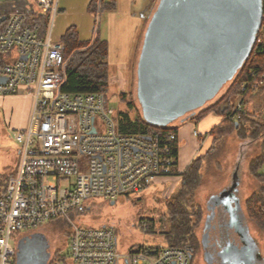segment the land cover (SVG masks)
Returning <instances> with one entry per match:
<instances>
[{"label":"built area","instance_id":"2783aa9c","mask_svg":"<svg viewBox=\"0 0 264 264\" xmlns=\"http://www.w3.org/2000/svg\"><path fill=\"white\" fill-rule=\"evenodd\" d=\"M58 1L34 0V6L52 22ZM261 4L258 41L264 46V0ZM33 9L9 13L0 22V95L23 90L32 98L27 126L13 136L19 167L0 195V264H14L13 234L57 218L70 225L66 264H117L120 259L126 264H189L188 248L166 245H141L120 255L111 228L81 225L78 215L90 210L93 198L115 201L144 191L158 177L175 175L171 143L177 135L120 133L103 93L59 91L64 44L48 32L41 36L26 20ZM247 85H264V72ZM242 111L237 102L227 118L237 120Z\"/></svg>","mask_w":264,"mask_h":264},{"label":"rangeland","instance_id":"374dc122","mask_svg":"<svg viewBox=\"0 0 264 264\" xmlns=\"http://www.w3.org/2000/svg\"><path fill=\"white\" fill-rule=\"evenodd\" d=\"M156 1L136 0L133 5V2L128 0H116L115 12H105V16L103 15L99 21L100 37L105 39L108 44L109 87L106 92V100L107 105L114 110L116 124L120 112H125L131 117L136 115V112L141 114V107L136 96V62L143 31ZM0 5L4 6V0H0ZM52 29L56 30L54 27ZM226 88L227 84H224L216 96L201 109L211 106L219 100ZM21 93L24 92L19 94ZM120 93H124V101L119 98ZM19 94L13 95L16 97ZM5 98V95H0V176L2 177L10 174L15 175L18 170L19 144L13 136L20 129L19 123H22L26 118L25 106L27 104L25 97L21 95L10 103L4 101ZM130 100H132L133 106L128 105ZM247 104L244 105L243 110L254 112ZM28 120L26 119L21 128L27 126ZM195 122L192 123L197 124ZM260 150V139L246 138L242 140L235 133L225 135L215 141H212L211 137L198 154L203 155L208 152L201 165V178L195 194V200L204 210L206 201L212 202L215 193L220 192L231 183L235 168H237V196L240 198L242 211L245 212L246 199L262 186L248 170L249 162L259 155ZM259 171L264 173V163ZM178 176L180 173L177 172L173 178ZM169 177L172 176L158 177L144 191L119 197L113 203L104 197L93 198L90 202V210L78 215L81 225L84 227L104 225L111 228L116 235V250L120 255L128 253L139 245H164L163 236L160 233V229L165 224L161 217L165 213L164 202L176 191L181 180V177H178L177 181H175L176 179L171 180ZM147 217L154 218L156 222V228L152 232L145 231L140 225L142 223L140 221ZM204 219L205 217L203 221ZM248 223L258 241L261 254L264 255V230L259 229L252 221ZM202 226L203 222L197 230L199 238H201ZM69 234L70 225L62 218L45 222L30 231L13 234L11 237L15 247L13 263L15 264L17 261V246L20 239L25 236H33L39 238L42 245L49 250L45 255V264H51L56 252L60 258H63L62 261L58 260L62 264H66L69 262L67 257ZM119 264L124 263L120 260ZM192 264H205L200 250L192 259Z\"/></svg>","mask_w":264,"mask_h":264},{"label":"water","instance_id":"95a60500","mask_svg":"<svg viewBox=\"0 0 264 264\" xmlns=\"http://www.w3.org/2000/svg\"><path fill=\"white\" fill-rule=\"evenodd\" d=\"M261 13V0H157L136 62L143 119L159 126L185 121L213 99L248 57ZM237 184L225 189L226 201H214L224 191L212 200L224 205L230 222L241 209ZM44 250L39 238L22 237L15 264H45Z\"/></svg>","mask_w":264,"mask_h":264},{"label":"trees","instance_id":"16d2710c","mask_svg":"<svg viewBox=\"0 0 264 264\" xmlns=\"http://www.w3.org/2000/svg\"><path fill=\"white\" fill-rule=\"evenodd\" d=\"M35 8L36 6H34L31 14L26 15V20L37 26L39 34L44 36L48 29L49 14H40ZM115 8L116 0H89L86 11L93 17L90 39H79L74 26H69L60 37L64 48L62 51V80L59 91L71 94L103 93L106 96L109 87L108 44L105 39L100 37L99 19L102 13L113 11ZM259 34L260 31L257 32L251 51L242 66L226 83L227 88L221 98L211 106L199 109L191 119L199 121L208 113H220L221 121L209 132L212 141L232 133H235L242 140L246 138L260 139V153L249 162L248 170L262 186L246 199L244 213L249 221L254 222L259 229L264 230V173L259 171L264 163V123L256 118L254 112L247 109L240 113L237 120L227 118L236 102H240L244 107L250 97L264 89V85L259 88H249L247 85V81L264 72V46L258 41ZM119 98L124 101V93H120ZM128 105L133 106L132 100L128 102ZM150 130H157L163 134L166 132L176 134L177 126L152 125L146 122L139 112H136L133 117L125 112H120L117 116V131L120 133L144 135ZM177 152L178 144L177 141H174L171 143V155L175 162ZM207 155L208 152L196 156L180 173L179 186L174 193L165 199V213L161 216L165 222L163 228L160 229L164 245L188 248L191 252L189 264H192V259L201 247V238L198 237L197 230L206 214L200 203L195 200V194L201 178V165ZM11 175L0 176V195L5 191ZM140 222H142L140 225L145 231L152 232L156 228L154 218L147 217ZM58 259L63 260L56 252L51 264Z\"/></svg>","mask_w":264,"mask_h":264},{"label":"crops","instance_id":"0c3cea01","mask_svg":"<svg viewBox=\"0 0 264 264\" xmlns=\"http://www.w3.org/2000/svg\"><path fill=\"white\" fill-rule=\"evenodd\" d=\"M88 1L89 0H59L58 12L55 15L53 21L48 23L47 32L50 34V36L52 38L55 36L54 39L60 40V37L63 35L65 30L69 26H74L78 33L79 39H90L93 29V17L86 11ZM128 1L133 2V5L136 2V0ZM34 5V0H4V6L0 5V15L4 14L6 16L9 13L17 11L26 12L30 8L34 7ZM115 10L113 11L115 12ZM113 11L108 12L114 13ZM104 13L101 14L100 19ZM53 27L54 29L56 28L55 31H53ZM20 92L24 91L20 90L16 94H19ZM19 95L25 97V101L27 102L25 106L26 118L22 123H19L20 129H22L21 126L24 125L26 119L28 120L30 115L32 98L27 94L25 95V93H21ZM5 97L6 98L4 101L9 103L16 98L14 95H7ZM247 101L249 105L247 103L246 104L251 108V110H254L258 120L261 122L263 121L264 123V89L250 97ZM220 121V113L211 112L201 120L196 121L197 124L192 123L194 121L191 118H188L185 121L175 119L167 124V126H177L176 135L178 154L174 165V171L176 174L177 172L181 173L188 166L190 161L200 153V150H202L203 146L211 139V135L209 134L210 130L214 126L218 125ZM235 170H237V168H235ZM174 176L175 175H172V177L169 178H171V180L176 179L175 181H177L178 177H180L178 176L173 178ZM120 260L126 264L123 259ZM120 260L117 262V264L120 263Z\"/></svg>","mask_w":264,"mask_h":264},{"label":"flooded vegetation","instance_id":"af4514ba","mask_svg":"<svg viewBox=\"0 0 264 264\" xmlns=\"http://www.w3.org/2000/svg\"><path fill=\"white\" fill-rule=\"evenodd\" d=\"M234 172L231 183L220 190L224 191L223 194H218L214 201H226L228 194L225 189L238 178L237 170ZM214 201L205 203L206 215L201 230L200 251L205 264H264V255L242 208L235 211V220L230 222L224 205H214ZM44 251L47 253L49 250L45 247Z\"/></svg>","mask_w":264,"mask_h":264}]
</instances>
